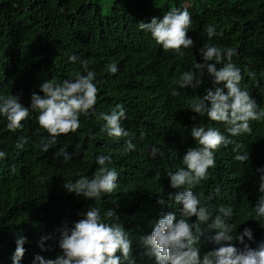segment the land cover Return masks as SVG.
<instances>
[{
    "label": "trees",
    "instance_id": "1",
    "mask_svg": "<svg viewBox=\"0 0 264 264\" xmlns=\"http://www.w3.org/2000/svg\"><path fill=\"white\" fill-rule=\"evenodd\" d=\"M187 5L192 18L187 35L192 29L195 38L201 39L207 28L204 42L223 50L235 49L232 63L241 70L240 87L250 93L258 110L264 109V0H0V96H19L22 104L30 106L33 93L44 95L43 82L62 83L74 80L77 74L86 75L84 61L95 73L99 89L97 103L82 119L79 130L57 137L47 152L40 142L49 137L38 123L37 111L30 109L29 118L15 132L0 115V151L6 153L0 159V264H13L21 236L27 240L20 264H39L37 255L55 259L61 254L58 229L65 223L73 227L91 208L98 209L106 222L123 226L129 238L130 231L149 229L169 213L172 201L164 187L167 179L160 173V153L152 158L150 149L155 145L161 150L181 129L185 108L190 119L196 114L190 109L195 101L187 109L190 99L184 100V93L197 91L180 88L176 81L192 70L200 43L190 37L193 46L182 49L183 54L164 52L138 25ZM209 27L215 30L212 37ZM246 41L251 47L247 48ZM164 57L172 60V83L149 69L150 61ZM110 63L117 65V73L108 71ZM217 87L224 85L212 81L209 89ZM173 89L179 95L173 96ZM120 101L128 107V118L121 124L130 135L117 140L107 135L103 117ZM250 124L249 135L263 139L264 120ZM22 138L27 142L18 148ZM129 139L136 145L134 151L126 150ZM76 145H80L78 154L71 159L56 155L62 148L76 153ZM100 155L111 158L105 166L118 173L117 188L84 202L65 185L97 172ZM192 191L208 207L221 197L223 186L209 188L203 183ZM236 191L250 210L253 204L238 182ZM109 211L114 212L111 218L106 216ZM179 212L180 207L172 213L179 218ZM196 218L189 220L194 228L199 223ZM197 229L200 235L202 226ZM42 237L49 238L42 241Z\"/></svg>",
    "mask_w": 264,
    "mask_h": 264
},
{
    "label": "clouds",
    "instance_id": "2",
    "mask_svg": "<svg viewBox=\"0 0 264 264\" xmlns=\"http://www.w3.org/2000/svg\"><path fill=\"white\" fill-rule=\"evenodd\" d=\"M188 9L189 5L184 9L172 8L162 19L153 17L150 22L140 21L139 29L149 32L162 46V51L183 54L182 49L191 48L195 38L192 29L187 35L192 25ZM214 34L215 30L209 27L208 36ZM206 36L207 28L203 38H195L200 47L199 57L191 61L192 70L184 72L176 81L180 88L197 91L184 93V100L190 99L187 109L195 101L190 109L196 114L190 119L186 108V114L181 111V129L161 150L155 145L150 149L152 158L160 153L159 169L167 179L164 187L169 189L172 201L167 209L169 213L162 215L149 229H139L134 234L130 231L132 237L129 238L123 226L106 222L98 209L91 208L73 227L65 223L58 229L61 254L47 260L37 255L35 260L39 264H264V138L249 135L250 121L264 120V109L258 110L250 93L240 87L241 70L232 63L235 49L223 50L204 42ZM245 45L251 47L248 41ZM165 58L150 61L149 69L172 83V67L169 66L172 60ZM70 59L75 61L76 57ZM83 63L86 75L77 74L74 80L65 79L62 83L43 82L40 89L44 95L33 93L30 106L22 104L19 96H0V115L6 117L7 128L12 132L21 129L22 121L29 118L30 109L37 111L38 123L49 137L40 142L45 152L56 144L57 137L76 133L82 119L94 109L99 91L94 83L95 73L88 70L87 61ZM217 65L223 66L217 68ZM107 67L112 74L118 72L115 63ZM212 81L223 83L224 87L213 91L209 89ZM172 95L179 92L173 89ZM126 107L120 101L113 105L111 114L104 115L109 137L118 140L130 135L121 124L128 118ZM26 142L22 138L17 147L22 148ZM76 148V153L62 148L56 155L69 160L78 154L80 145ZM135 149L131 139L127 140L126 150ZM5 157L6 153L0 151V159ZM110 160V157L98 156L97 163L101 167L97 172L81 175L75 183H66L65 187L84 202L98 199L102 193H112L117 188L118 173L105 166ZM237 182L253 204L250 210L241 202L244 196L237 193ZM203 183L209 188L223 186V193L213 206H202L199 196L192 191ZM159 203L163 204L164 200ZM179 207L177 218L172 212ZM113 215L112 211L106 214L108 218ZM192 217L199 220L195 228L189 223ZM48 238L42 237V241ZM26 240L23 236L17 239L13 264H20L25 255ZM41 247L44 248L43 243Z\"/></svg>",
    "mask_w": 264,
    "mask_h": 264
},
{
    "label": "rangeland",
    "instance_id": "3",
    "mask_svg": "<svg viewBox=\"0 0 264 264\" xmlns=\"http://www.w3.org/2000/svg\"><path fill=\"white\" fill-rule=\"evenodd\" d=\"M107 9V8H106Z\"/></svg>",
    "mask_w": 264,
    "mask_h": 264
}]
</instances>
